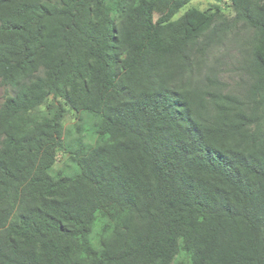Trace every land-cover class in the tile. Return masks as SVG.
<instances>
[{
    "label": "trees",
    "instance_id": "16d2710c",
    "mask_svg": "<svg viewBox=\"0 0 264 264\" xmlns=\"http://www.w3.org/2000/svg\"><path fill=\"white\" fill-rule=\"evenodd\" d=\"M191 1L0 0V264H264V0Z\"/></svg>",
    "mask_w": 264,
    "mask_h": 264
},
{
    "label": "rangeland",
    "instance_id": "374dc122",
    "mask_svg": "<svg viewBox=\"0 0 264 264\" xmlns=\"http://www.w3.org/2000/svg\"><path fill=\"white\" fill-rule=\"evenodd\" d=\"M220 4L221 6H224L225 13L232 17L234 15V12L231 8H229L227 5L223 3V1L219 0H193L188 5H186L184 8L181 9V11L175 16L178 17L181 15L188 7L190 6H196L200 9H208L212 8L214 5ZM166 10V7L162 3H156L154 7V17L158 18L161 16ZM235 45H228L225 47V50H221L216 52L219 60L217 61V66L219 67V72L221 79L225 82L226 87L229 89H236L239 87L241 80H240V70H239V64H238V53L235 50ZM213 61V60H212ZM9 88L2 84L0 79V106L6 96L8 94ZM76 113L72 110H68L66 116L64 117V128H65V137L67 139L71 138L73 135V128L74 124L77 120ZM97 133L95 131H91L89 133V142L91 144H94L97 139ZM66 155L64 153H60L58 156V160L55 164V168L61 167L63 164V161L65 159Z\"/></svg>",
    "mask_w": 264,
    "mask_h": 264
}]
</instances>
